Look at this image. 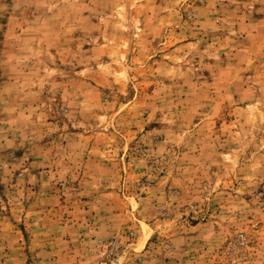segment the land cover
I'll return each mask as SVG.
<instances>
[{"label":"rangeland","instance_id":"rangeland-1","mask_svg":"<svg viewBox=\"0 0 264 264\" xmlns=\"http://www.w3.org/2000/svg\"><path fill=\"white\" fill-rule=\"evenodd\" d=\"M0 264H264V0H0Z\"/></svg>","mask_w":264,"mask_h":264}]
</instances>
